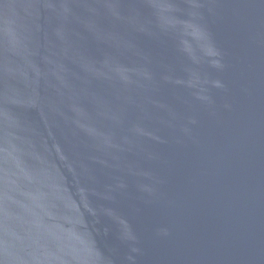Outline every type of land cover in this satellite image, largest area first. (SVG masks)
<instances>
[{
    "label": "water",
    "instance_id": "obj_1",
    "mask_svg": "<svg viewBox=\"0 0 264 264\" xmlns=\"http://www.w3.org/2000/svg\"><path fill=\"white\" fill-rule=\"evenodd\" d=\"M0 264H264V0H0Z\"/></svg>",
    "mask_w": 264,
    "mask_h": 264
}]
</instances>
